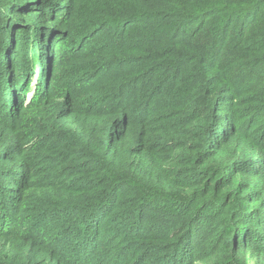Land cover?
<instances>
[{
    "label": "trees",
    "instance_id": "1",
    "mask_svg": "<svg viewBox=\"0 0 264 264\" xmlns=\"http://www.w3.org/2000/svg\"><path fill=\"white\" fill-rule=\"evenodd\" d=\"M0 264H264V0H0Z\"/></svg>",
    "mask_w": 264,
    "mask_h": 264
},
{
    "label": "rangeland",
    "instance_id": "2",
    "mask_svg": "<svg viewBox=\"0 0 264 264\" xmlns=\"http://www.w3.org/2000/svg\"><path fill=\"white\" fill-rule=\"evenodd\" d=\"M37 78H38V75L34 78V80H37Z\"/></svg>",
    "mask_w": 264,
    "mask_h": 264
}]
</instances>
